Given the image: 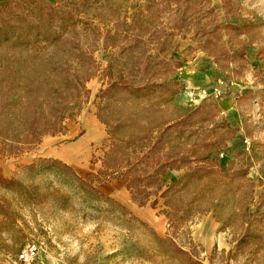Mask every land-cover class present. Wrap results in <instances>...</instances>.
Here are the masks:
<instances>
[{
  "label": "rangeland",
  "instance_id": "obj_1",
  "mask_svg": "<svg viewBox=\"0 0 264 264\" xmlns=\"http://www.w3.org/2000/svg\"><path fill=\"white\" fill-rule=\"evenodd\" d=\"M0 264H264V0H0Z\"/></svg>",
  "mask_w": 264,
  "mask_h": 264
},
{
  "label": "built area",
  "instance_id": "obj_2",
  "mask_svg": "<svg viewBox=\"0 0 264 264\" xmlns=\"http://www.w3.org/2000/svg\"><path fill=\"white\" fill-rule=\"evenodd\" d=\"M22 257H25V256H22ZM25 259H26V257H25Z\"/></svg>",
  "mask_w": 264,
  "mask_h": 264
}]
</instances>
